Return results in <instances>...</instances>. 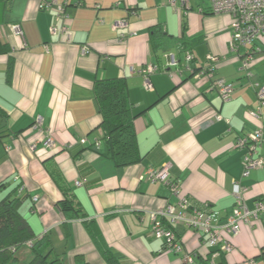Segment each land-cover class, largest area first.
Listing matches in <instances>:
<instances>
[{
  "label": "crops",
  "instance_id": "1",
  "mask_svg": "<svg viewBox=\"0 0 264 264\" xmlns=\"http://www.w3.org/2000/svg\"><path fill=\"white\" fill-rule=\"evenodd\" d=\"M41 1L0 0V201L11 193L25 197L23 216L38 238L64 246V264L79 256L107 264L88 224L122 264H187L186 255L194 264L200 257H210L209 264H264V216L240 223L236 236L224 232L232 250L215 257L218 249L184 225L175 226L183 251L172 252L154 236L152 220L157 210L189 198L208 204L213 222L224 225L239 184L250 210L264 203V140L256 156L262 166L248 176L247 150L238 146L264 127V106L257 117L249 113L258 106L254 83L264 87V37L251 47L248 77L241 70L245 50H229L231 17L214 14L208 0H48V10ZM122 19L129 26L113 30ZM54 26H67L72 41L52 34ZM188 49L195 73L182 71ZM173 55L180 67L169 66ZM212 56L219 62L209 75ZM149 67L158 68L149 76L151 89L141 73ZM117 78L127 82L142 156L124 168L102 153L104 144L93 145L102 123L95 84ZM219 79L236 85L229 101L214 87ZM163 166L177 192L142 179ZM82 178L87 183L77 186ZM66 196L79 205V218L64 215Z\"/></svg>",
  "mask_w": 264,
  "mask_h": 264
},
{
  "label": "built area",
  "instance_id": "2",
  "mask_svg": "<svg viewBox=\"0 0 264 264\" xmlns=\"http://www.w3.org/2000/svg\"><path fill=\"white\" fill-rule=\"evenodd\" d=\"M211 3L212 12L217 15H228L231 17V38L229 50L233 53H239L245 50V56L242 59L241 70L246 72L248 77H251L250 64L254 59V50H251L252 45L264 37V0H208ZM122 0H118L117 5H120ZM174 4V0H170ZM52 8V4L48 0L41 1V9L48 10ZM60 12H65L64 5H58ZM129 26L127 19L118 20L113 23V30L117 31ZM14 31L17 35L22 36V31L18 26L14 27ZM59 32L66 35V42H71V35L67 26H64L59 31V28L52 27L51 33L56 35ZM194 59L193 53L186 52L185 63L183 69L189 72L192 71V61ZM219 62V58L210 57L208 64L209 75H213L215 68ZM169 66H179L175 56L169 58ZM158 71L157 67H149L142 70V74L145 79V85L148 89L152 88L149 76ZM217 92L223 99V101H229L233 97V93L236 89V85L232 82H228L225 79H219L214 84ZM258 94V106L255 110L250 111V115L253 117L259 116L264 106V87L259 83H254ZM264 140V127H260L254 132H251L246 137L238 141V146L241 149H246L247 153L244 159L245 171L244 176H248L250 171L262 166V161L258 157V151ZM83 144L87 143V139L81 140ZM95 146L100 149L102 146L101 141L95 140ZM53 139H49L47 144L53 145ZM143 180L149 182H163L173 192H177L179 185L177 183L168 180V167L154 169L149 168L142 176ZM87 183L84 178L76 181L77 186H82ZM247 188L240 186L239 190H236V205L231 216H229L227 223L219 225L213 222V219L209 213V205H197L193 203L189 198H183L176 204H168L165 207L157 210L152 214L153 220V233L156 238L164 239L166 247L174 253H182L183 244L179 239L175 226L184 225L189 229H193L200 233L205 244L210 247H218V252L213 257L219 255V253L231 252L232 244L227 242L223 237V233H227L231 236H236L240 232V223L251 224L253 221L258 220L261 216H264V203L257 202L253 210H250L245 202V194ZM29 246L33 245V242L28 243ZM185 262L187 264H194V257L191 255L185 256Z\"/></svg>",
  "mask_w": 264,
  "mask_h": 264
},
{
  "label": "trees",
  "instance_id": "3",
  "mask_svg": "<svg viewBox=\"0 0 264 264\" xmlns=\"http://www.w3.org/2000/svg\"><path fill=\"white\" fill-rule=\"evenodd\" d=\"M185 49L187 51L186 47ZM188 52L192 53L190 49ZM194 62L195 58L191 63L192 73L196 71V67H193ZM94 91L102 116V123L96 138L105 146L102 153L110 157L119 168L140 163L142 156L134 127L135 114L129 99L126 80L117 78L97 81ZM95 143H93L94 146ZM24 201L25 197H15L12 193L0 201V264H64V253L54 247L50 237L45 235L39 239L33 232L21 212ZM62 203V211L67 218L80 217V208L75 199L66 196ZM88 229L96 239L106 263L122 264V257L105 246L95 226L88 224ZM31 241H34L33 245L27 246ZM25 250L29 251L28 256L24 254ZM22 255L27 258L22 259ZM209 262L210 257L206 259L200 257L197 264H209ZM75 264L90 263L79 256Z\"/></svg>",
  "mask_w": 264,
  "mask_h": 264
},
{
  "label": "rangeland",
  "instance_id": "4",
  "mask_svg": "<svg viewBox=\"0 0 264 264\" xmlns=\"http://www.w3.org/2000/svg\"><path fill=\"white\" fill-rule=\"evenodd\" d=\"M184 63H185V61H184ZM56 247V246H55ZM62 247H64V246H59V247H56V249L58 250V251H64V250H62ZM64 249V248H63ZM21 255V254H20ZM22 259H24L25 260V258H27V257H25L24 255H22Z\"/></svg>",
  "mask_w": 264,
  "mask_h": 264
},
{
  "label": "clouds",
  "instance_id": "5",
  "mask_svg": "<svg viewBox=\"0 0 264 264\" xmlns=\"http://www.w3.org/2000/svg\"><path fill=\"white\" fill-rule=\"evenodd\" d=\"M40 239V238H39ZM31 242H33L34 243V241H31ZM27 246H29L28 244H27Z\"/></svg>",
  "mask_w": 264,
  "mask_h": 264
}]
</instances>
